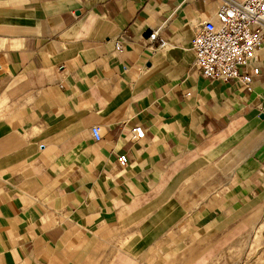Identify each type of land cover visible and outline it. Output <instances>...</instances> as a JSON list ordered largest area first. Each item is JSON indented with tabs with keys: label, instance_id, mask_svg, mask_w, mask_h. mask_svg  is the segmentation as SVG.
<instances>
[{
	"label": "crops",
	"instance_id": "obj_1",
	"mask_svg": "<svg viewBox=\"0 0 264 264\" xmlns=\"http://www.w3.org/2000/svg\"><path fill=\"white\" fill-rule=\"evenodd\" d=\"M224 2L0 0V264H264V40L250 92L195 66Z\"/></svg>",
	"mask_w": 264,
	"mask_h": 264
},
{
	"label": "built area",
	"instance_id": "obj_2",
	"mask_svg": "<svg viewBox=\"0 0 264 264\" xmlns=\"http://www.w3.org/2000/svg\"><path fill=\"white\" fill-rule=\"evenodd\" d=\"M217 21L202 25L193 40L195 66L206 80L240 81L250 92L253 74L257 75L258 70L251 74L247 69L264 40V0H225L217 11ZM149 38L158 41L160 47L166 44L156 30ZM116 48L122 50L118 43ZM91 134L95 141L102 139L98 127L92 128ZM131 134L141 140L146 131L142 126H136ZM119 163L126 166L127 156L121 155Z\"/></svg>",
	"mask_w": 264,
	"mask_h": 264
}]
</instances>
